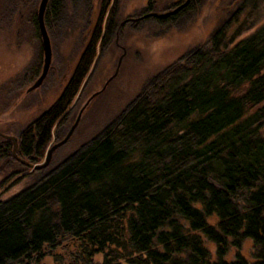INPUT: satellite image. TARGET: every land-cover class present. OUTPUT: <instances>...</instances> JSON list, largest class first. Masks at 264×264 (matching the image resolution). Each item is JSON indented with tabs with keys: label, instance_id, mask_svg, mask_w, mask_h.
Wrapping results in <instances>:
<instances>
[{
	"label": "trees",
	"instance_id": "trees-1",
	"mask_svg": "<svg viewBox=\"0 0 264 264\" xmlns=\"http://www.w3.org/2000/svg\"><path fill=\"white\" fill-rule=\"evenodd\" d=\"M259 1L244 0L209 46L151 81L58 167L31 168L0 134V174L14 167L0 189L32 170L27 185L0 195V264H41L49 254L68 264H264V25L238 41L230 33ZM110 5L102 0L92 38L57 102L19 133L21 157H46L95 63ZM61 9V0H50L47 26ZM33 23L41 36L36 12ZM42 51L27 82L40 74ZM246 238L257 259H226Z\"/></svg>",
	"mask_w": 264,
	"mask_h": 264
},
{
	"label": "rangeland",
	"instance_id": "rangeland-1",
	"mask_svg": "<svg viewBox=\"0 0 264 264\" xmlns=\"http://www.w3.org/2000/svg\"><path fill=\"white\" fill-rule=\"evenodd\" d=\"M61 1L59 19L48 24L53 47L50 70L40 87L28 91L33 82H27L25 74L37 64L43 46L42 37L33 23V14L38 13L41 0H0V131L5 134L18 136L57 102L92 38L102 0ZM182 1L111 0L102 31L106 36L97 45L95 63L66 118L55 127L51 145L64 138L80 116L78 125L71 138L53 152L47 170L58 167L83 144L100 135L151 81L171 65L182 61L195 49L209 46L213 32L244 2L195 0L175 15L143 17L149 11H171ZM114 5L116 9L107 32L108 17ZM238 20L230 28L235 41L264 25V0L250 8L246 17L239 14ZM41 59L40 74L44 50ZM98 91L101 92L91 98ZM13 169V166L6 168L0 174V180ZM31 171L25 170L8 178L0 195L6 197L27 185ZM206 245L212 251V260H216L215 244L207 241ZM256 253L253 240L246 238L240 248L231 246L225 258L233 260L240 254L254 262ZM97 259L101 261L103 256ZM45 262L68 264L56 254L47 255L41 264Z\"/></svg>",
	"mask_w": 264,
	"mask_h": 264
},
{
	"label": "water",
	"instance_id": "water-1",
	"mask_svg": "<svg viewBox=\"0 0 264 264\" xmlns=\"http://www.w3.org/2000/svg\"><path fill=\"white\" fill-rule=\"evenodd\" d=\"M49 2H50V0H41L39 8H38L39 28H40V32H41V36H42L43 50H44L43 71L38 76V78L29 86L28 91H32V90L40 87L43 84L45 78L48 75V72L50 70V67H51V64H52V60H53L52 40H51V36H50L49 30H48V26H47V23H46V19H45L46 11H47ZM190 2H191V0H184L180 4H178L171 11H169V10L168 11H164V12L149 11L146 14H144L143 17H148V16H156V17H160V18L168 17L172 13H177L180 10L184 9L186 6H188V4ZM114 77H115V74L108 80V82L111 81ZM100 92L101 91L95 92L91 98L95 97ZM79 119H80V116L77 119V121L74 123V125L71 127V129L69 130L68 134L64 138H62L60 141L55 142L54 144L51 145V147L49 148V150L47 152V155H46L44 161H42L40 163L31 162V161L21 157L18 154V148H19V138H18V136L5 134V133H3L1 131H0V134H2L3 136H5L8 139L13 140V142H14L13 152H14V156L16 158H18L21 162H23L24 164L30 166L33 169H42L44 167H47L50 164L53 152L58 147H60L61 145L65 144L71 138L72 134L74 133V131H75L77 125H78ZM44 264H49V263L45 262Z\"/></svg>",
	"mask_w": 264,
	"mask_h": 264
},
{
	"label": "flooded vegetation",
	"instance_id": "flooded-vegetation-1",
	"mask_svg": "<svg viewBox=\"0 0 264 264\" xmlns=\"http://www.w3.org/2000/svg\"><path fill=\"white\" fill-rule=\"evenodd\" d=\"M191 1H194V0H191ZM180 3V2H179ZM1 6V5H0ZM186 8V7H185ZM184 8V9H185ZM130 19H134L133 17H131ZM137 19H141L140 17H138ZM39 22V21H38Z\"/></svg>",
	"mask_w": 264,
	"mask_h": 264
}]
</instances>
